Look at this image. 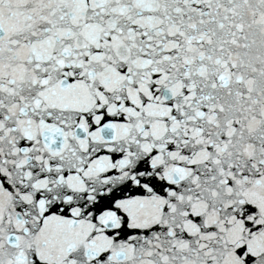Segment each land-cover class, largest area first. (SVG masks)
<instances>
[{"label": "snow or ice", "instance_id": "snow-or-ice-1", "mask_svg": "<svg viewBox=\"0 0 264 264\" xmlns=\"http://www.w3.org/2000/svg\"><path fill=\"white\" fill-rule=\"evenodd\" d=\"M0 264H264V0H0Z\"/></svg>", "mask_w": 264, "mask_h": 264}]
</instances>
